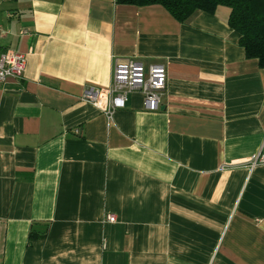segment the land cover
Returning <instances> with one entry per match:
<instances>
[{
	"label": "crops",
	"instance_id": "crops-1",
	"mask_svg": "<svg viewBox=\"0 0 264 264\" xmlns=\"http://www.w3.org/2000/svg\"><path fill=\"white\" fill-rule=\"evenodd\" d=\"M230 14L0 0V53L27 57L0 85V264H264V68ZM130 59L165 67L158 111L83 100Z\"/></svg>",
	"mask_w": 264,
	"mask_h": 264
},
{
	"label": "built area",
	"instance_id": "built-area-1",
	"mask_svg": "<svg viewBox=\"0 0 264 264\" xmlns=\"http://www.w3.org/2000/svg\"><path fill=\"white\" fill-rule=\"evenodd\" d=\"M27 57L22 53H0V85L9 80H22L26 71ZM167 85L165 67L153 64L146 68L142 62L130 59L124 62L116 61L112 84L107 94L96 88H89L83 95V100L97 107L108 117L126 107L130 94L139 92L143 96L144 109L155 112L160 108ZM264 165V144L251 167ZM106 221L114 223L116 217L108 215Z\"/></svg>",
	"mask_w": 264,
	"mask_h": 264
},
{
	"label": "trees",
	"instance_id": "trees-1",
	"mask_svg": "<svg viewBox=\"0 0 264 264\" xmlns=\"http://www.w3.org/2000/svg\"><path fill=\"white\" fill-rule=\"evenodd\" d=\"M119 6H162L180 23L197 13L214 14L218 7L230 9L229 26L240 35L246 58L264 68V0H116Z\"/></svg>",
	"mask_w": 264,
	"mask_h": 264
},
{
	"label": "water",
	"instance_id": "water-1",
	"mask_svg": "<svg viewBox=\"0 0 264 264\" xmlns=\"http://www.w3.org/2000/svg\"><path fill=\"white\" fill-rule=\"evenodd\" d=\"M45 229H46V227H41V226H36V227L34 228V230H35L36 232H39V233L44 232Z\"/></svg>",
	"mask_w": 264,
	"mask_h": 264
}]
</instances>
